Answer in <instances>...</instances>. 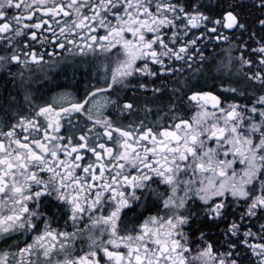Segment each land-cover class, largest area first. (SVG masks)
Returning a JSON list of instances; mask_svg holds the SVG:
<instances>
[{"label": "snow or ice", "instance_id": "snow-or-ice-1", "mask_svg": "<svg viewBox=\"0 0 264 264\" xmlns=\"http://www.w3.org/2000/svg\"><path fill=\"white\" fill-rule=\"evenodd\" d=\"M0 264H264V0H0Z\"/></svg>", "mask_w": 264, "mask_h": 264}, {"label": "flooded vegetation", "instance_id": "flooded-vegetation-1", "mask_svg": "<svg viewBox=\"0 0 264 264\" xmlns=\"http://www.w3.org/2000/svg\"><path fill=\"white\" fill-rule=\"evenodd\" d=\"M56 73H59V75H55ZM48 82L50 84H59L61 87H67L70 85H77V81H80V76L77 75L75 78H73V73L71 69H68L66 72L61 71L57 68H52L47 72ZM45 82V77L40 76V83L43 84ZM81 84H83V81H80ZM37 88H39V85H37ZM52 91H56L55 88L52 89ZM13 239H20L22 240L23 237H13Z\"/></svg>", "mask_w": 264, "mask_h": 264}]
</instances>
